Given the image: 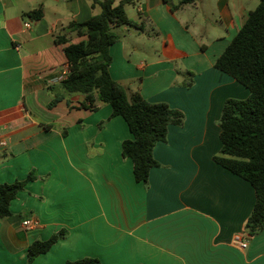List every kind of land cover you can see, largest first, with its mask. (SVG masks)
Wrapping results in <instances>:
<instances>
[{"label":"crops","instance_id":"0c3cea01","mask_svg":"<svg viewBox=\"0 0 264 264\" xmlns=\"http://www.w3.org/2000/svg\"><path fill=\"white\" fill-rule=\"evenodd\" d=\"M99 1L0 0V184L24 180L31 170L36 176L11 201V215L0 218V264H26L28 246L60 230L66 236L32 264L85 257L101 264H264V230L253 237L245 231L254 191L213 161L224 101L249 94L213 64L253 0H198L173 13L178 0H131L125 7L127 17L126 8L135 7L137 18H128L138 27L113 29L119 41L110 47L111 78L128 94L184 114L182 126H169L166 141L153 148L159 166L146 186L121 157L131 136L121 117L110 118V106L89 112L79 107L81 95L65 94L48 107L63 94L49 81L68 70L65 45L54 38L70 22L97 15ZM209 2L219 21L209 17ZM196 6L208 26L196 23ZM35 10L40 19L27 16ZM147 29L159 39L160 55L134 61L132 32L140 37ZM84 39L71 33L67 44ZM186 71L194 74L190 88L180 86ZM30 218L38 225L26 230L22 222Z\"/></svg>","mask_w":264,"mask_h":264},{"label":"trees","instance_id":"16d2710c","mask_svg":"<svg viewBox=\"0 0 264 264\" xmlns=\"http://www.w3.org/2000/svg\"><path fill=\"white\" fill-rule=\"evenodd\" d=\"M197 1L178 0L177 4L170 5V11L173 13ZM131 2L120 0L114 4V0L99 1L100 12L97 15L70 22L66 32L54 38L56 45H65L63 53L68 70L66 77L58 82L63 94L56 95L48 107L55 106L65 94L81 95L83 101L79 107L89 112H96L99 103L110 106V118L121 117L131 136L121 143V157L131 160L134 180L146 186L150 170L159 166L152 156L153 148L158 142L166 141L169 126H182L184 114L167 103L148 102L139 93L128 94L110 76V47L119 41L113 29L138 27L126 15L125 7ZM27 16L40 19L42 12L31 11ZM71 33L85 39L67 44ZM213 67L249 92L244 99L228 98L224 101L218 120L221 145L213 161L251 185L255 201L245 231L253 237L264 230V0H259L255 9L249 12L247 20L216 58ZM183 75L180 86L190 88L194 74L186 71ZM35 180L34 170H31L24 180L0 184V218L11 215V201L28 182ZM65 236L66 232L60 230L45 241H33L27 248L26 264H32ZM66 264L101 263L97 258L85 257Z\"/></svg>","mask_w":264,"mask_h":264},{"label":"rangeland","instance_id":"374dc122","mask_svg":"<svg viewBox=\"0 0 264 264\" xmlns=\"http://www.w3.org/2000/svg\"><path fill=\"white\" fill-rule=\"evenodd\" d=\"M258 3H259V0H253L249 4V9L250 10L255 9V7L258 5ZM212 5H213L212 2H209L207 4V7H206V9H208V11H209V17L211 18V20L219 21V18L217 16V14L215 13V10L213 9ZM191 8H192V11H195V13L197 14L196 15V23L198 24V26H202V27L208 26L207 23H209V22L203 17V13L200 11V8L198 6L191 7ZM126 10H127L128 17L130 19L135 20L137 18L136 10H135L134 6H128L126 8ZM147 30H148V32H146V34H142L140 37L136 36L137 34L134 35V33L132 32V36L130 37V38H132V43H135L139 49L136 53L132 52V56H133L132 58L136 59L134 61H141L143 59L151 60V58L154 57V55H156V54L160 55V53H159L160 52L159 39H157L155 37L154 32H152L150 29H147ZM223 33H224V31H223ZM216 34H218V32H216ZM166 99H167V97H166ZM38 117L39 118H37V119H39L41 121H44L46 119L42 115H39Z\"/></svg>","mask_w":264,"mask_h":264},{"label":"built area","instance_id":"2783aa9c","mask_svg":"<svg viewBox=\"0 0 264 264\" xmlns=\"http://www.w3.org/2000/svg\"><path fill=\"white\" fill-rule=\"evenodd\" d=\"M114 1H120V0H114ZM24 27L25 28H29V24L28 23H25L24 24ZM66 77V74L63 73V74H60L59 77L57 78H53L49 81V84L52 85L54 83H58L60 82L62 79H64ZM4 145V143H2ZM38 225V222L36 220H34L33 218H30V219H26L22 222V226L26 229V230H30L32 228H34L35 226ZM234 239V242H236L238 244V247L240 249H246L247 246H248V241L246 239H243V237H241L240 234H236L234 235L233 237Z\"/></svg>","mask_w":264,"mask_h":264}]
</instances>
